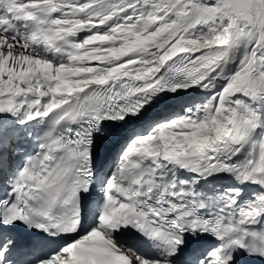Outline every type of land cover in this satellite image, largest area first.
Listing matches in <instances>:
<instances>
[{"label":"snow or ice","instance_id":"6c2138e0","mask_svg":"<svg viewBox=\"0 0 264 264\" xmlns=\"http://www.w3.org/2000/svg\"><path fill=\"white\" fill-rule=\"evenodd\" d=\"M0 264H264V0H0Z\"/></svg>","mask_w":264,"mask_h":264}]
</instances>
